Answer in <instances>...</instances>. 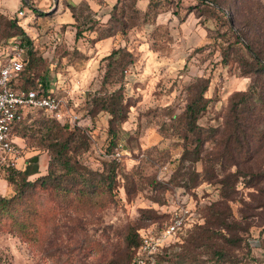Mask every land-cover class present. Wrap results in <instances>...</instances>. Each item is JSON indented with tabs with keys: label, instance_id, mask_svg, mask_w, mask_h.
<instances>
[{
	"label": "rangeland",
	"instance_id": "rangeland-1",
	"mask_svg": "<svg viewBox=\"0 0 264 264\" xmlns=\"http://www.w3.org/2000/svg\"><path fill=\"white\" fill-rule=\"evenodd\" d=\"M15 1L0 5V44L18 38L33 49L34 80L49 78L66 115H77L64 120L76 134L77 158L115 170L116 179L112 201L100 208L75 211L42 192L54 211L40 242L21 240L0 222V264H130L138 230L156 232L176 214L185 225L161 248L159 264H264V175L251 185L249 175L232 174V162L247 157L240 140L258 153L253 170L261 163L264 171V72L240 59L250 56L235 41L248 0ZM256 3L264 12V0ZM105 33L112 35L98 38ZM114 48H128L133 60L118 52L121 64H108ZM202 88L201 128L192 131L184 109ZM102 97H120L126 108L113 129L110 113L95 104ZM45 119L52 123L34 112L20 125L16 165L0 162L2 194L12 193L9 166L23 168L37 155L45 168ZM214 209L223 221L213 219Z\"/></svg>",
	"mask_w": 264,
	"mask_h": 264
},
{
	"label": "trees",
	"instance_id": "trees-1",
	"mask_svg": "<svg viewBox=\"0 0 264 264\" xmlns=\"http://www.w3.org/2000/svg\"><path fill=\"white\" fill-rule=\"evenodd\" d=\"M211 1L217 3V5H221L218 0ZM236 2L239 4L241 0H236ZM253 2L255 0H248V3H246L248 4V12L246 14H239L242 28L239 33L235 34V41L240 42L250 56V58L240 56V59L245 60L258 74L264 72V12L258 9V3L253 4ZM23 5H26V3L23 2ZM72 15L76 17L74 11H72ZM233 19H235L234 16ZM7 22L8 26L18 28V33L23 34L27 38V41L30 40L23 28L17 25L15 20L9 19ZM89 29L92 30V28ZM81 32L80 26H76L75 37H79ZM110 35L112 33H105L98 38H106ZM6 43L0 44V48H3ZM28 47L29 57H26L23 69L20 71L18 78L19 85L29 87L40 84V86H43L49 92H54L55 90L52 89L50 80L46 76L36 81L34 80L35 77L29 70L34 61V51ZM118 52H123L122 56L128 55L133 60V53L128 48H125L124 51L122 48H114L104 56L108 59V64L112 65L115 62L121 64L120 60L113 59ZM204 88H207V86L204 85ZM204 88H202V91L200 90L198 95L187 101L184 109L186 122L192 131H200L201 128L196 120L203 109L201 101L205 100L202 93ZM116 91L113 90L109 97L116 94ZM95 104L99 105V107L97 106L98 109H105L110 113L108 120L110 129L115 128L117 122H121L126 118V108L124 109L120 97L113 101H109L108 97H102L99 101L96 100ZM39 111L50 117V121H52L51 124L48 123L49 119H45L44 121V126L47 127L45 148L49 151L48 162L43 169L38 165V156L33 155L27 159V163L23 168L9 166L4 179L7 180L8 184L13 185L12 193L5 195L0 192V222L6 231L29 243L40 242L44 239L45 226L49 220L50 213L52 212V216L54 211L53 208H49L44 202L40 201L42 192L56 198L60 204L75 211L85 208H100L112 201L114 195L113 183L116 179L115 170L111 173L108 168L95 170L83 164L76 156L78 146L73 144L77 138L74 131H67L68 123L52 116L44 109L27 112L25 117L14 125V140L19 147L21 146L17 138L22 135L19 134L20 125L27 118H30L31 114ZM245 142L246 146L240 140V145L247 152V157L232 162L237 167L235 173L232 174L236 177L239 175H249L247 182L254 185L263 177L264 171H261L262 169L259 167L261 163L258 165L259 171L253 170L254 166L249 161H252L258 153L253 155V151L248 146L250 144L249 141ZM227 145L228 143H225L222 146L227 147ZM200 146H202V141L199 139V142L194 146L196 159L202 152ZM185 151H188V149H185ZM111 164L114 166V163ZM112 169L114 168L112 167ZM221 212L214 209L212 213L213 219L222 220L223 218H219ZM145 228H140L136 234L138 240L134 242L135 245L130 264H135L134 255L136 248L140 244L142 235L148 231ZM107 263H110V261H107Z\"/></svg>",
	"mask_w": 264,
	"mask_h": 264
},
{
	"label": "built area",
	"instance_id": "built-area-1",
	"mask_svg": "<svg viewBox=\"0 0 264 264\" xmlns=\"http://www.w3.org/2000/svg\"><path fill=\"white\" fill-rule=\"evenodd\" d=\"M24 14L19 9L18 15ZM28 45L21 39L9 40L0 48V162L16 165L20 147L15 143L13 127L27 112L44 109L61 120L75 121L76 114L65 117V99L56 91L49 92L40 84L22 87L18 83ZM185 219L176 214L160 230L145 232L136 248L135 264H159L157 255L181 227Z\"/></svg>",
	"mask_w": 264,
	"mask_h": 264
},
{
	"label": "crops",
	"instance_id": "crops-1",
	"mask_svg": "<svg viewBox=\"0 0 264 264\" xmlns=\"http://www.w3.org/2000/svg\"><path fill=\"white\" fill-rule=\"evenodd\" d=\"M15 2L18 3L19 0H16ZM0 5H1V6L3 5V0H0Z\"/></svg>",
	"mask_w": 264,
	"mask_h": 264
},
{
	"label": "water",
	"instance_id": "water-1",
	"mask_svg": "<svg viewBox=\"0 0 264 264\" xmlns=\"http://www.w3.org/2000/svg\"><path fill=\"white\" fill-rule=\"evenodd\" d=\"M35 158H37V157H35Z\"/></svg>",
	"mask_w": 264,
	"mask_h": 264
}]
</instances>
